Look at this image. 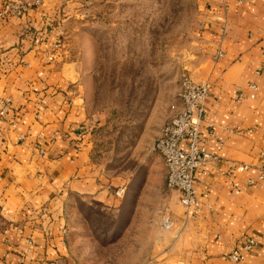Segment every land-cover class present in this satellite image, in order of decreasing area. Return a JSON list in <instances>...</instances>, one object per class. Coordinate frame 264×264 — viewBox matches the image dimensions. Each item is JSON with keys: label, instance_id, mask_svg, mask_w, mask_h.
Listing matches in <instances>:
<instances>
[{"label": "crops", "instance_id": "1", "mask_svg": "<svg viewBox=\"0 0 264 264\" xmlns=\"http://www.w3.org/2000/svg\"><path fill=\"white\" fill-rule=\"evenodd\" d=\"M205 1L180 69L210 86L202 141L213 160L200 176L201 211L189 221L163 163L162 215L172 225L162 226L147 264H235L222 257L244 236L258 247L238 264H264V0ZM53 12L0 20V264H76L72 200L109 203L111 188L129 182L109 183L93 160L102 125L93 107L96 61L74 53ZM180 87L164 104L157 139L180 106ZM231 163L249 169L231 178Z\"/></svg>", "mask_w": 264, "mask_h": 264}, {"label": "rangeland", "instance_id": "2", "mask_svg": "<svg viewBox=\"0 0 264 264\" xmlns=\"http://www.w3.org/2000/svg\"><path fill=\"white\" fill-rule=\"evenodd\" d=\"M31 1L55 11L75 54L96 61L93 107L102 125L94 128L93 160L109 183L129 180L111 188L112 202L72 200L71 255L76 264H147L163 231L165 171L154 144L164 104L189 76L180 65L206 1Z\"/></svg>", "mask_w": 264, "mask_h": 264}, {"label": "built area", "instance_id": "3", "mask_svg": "<svg viewBox=\"0 0 264 264\" xmlns=\"http://www.w3.org/2000/svg\"><path fill=\"white\" fill-rule=\"evenodd\" d=\"M40 6L39 1L0 0V20L23 19ZM218 56L221 57L222 54ZM209 91L208 84L198 83L190 76L183 77L177 96L180 106L173 107L174 114L161 129L160 137L154 145L155 152L167 169V189L178 197L187 221L195 219L201 211L202 204L198 199L200 176L206 174L207 165L213 160V157L206 152L202 141ZM6 108L7 105L1 112L2 115ZM90 125H96L94 119L91 120ZM248 169L247 165L231 163L228 174L232 178ZM255 185V180L248 181V188ZM234 186L238 188V184ZM202 196L208 197L207 194ZM171 225V217L164 214L162 226L169 229ZM257 247L258 242L254 237L244 236L235 249L222 258L238 264L245 259L248 252Z\"/></svg>", "mask_w": 264, "mask_h": 264}]
</instances>
